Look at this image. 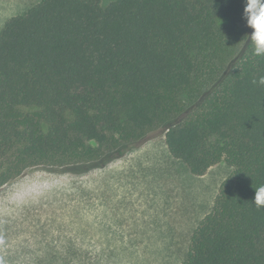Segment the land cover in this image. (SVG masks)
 Instances as JSON below:
<instances>
[{"label":"trees","instance_id":"trees-1","mask_svg":"<svg viewBox=\"0 0 264 264\" xmlns=\"http://www.w3.org/2000/svg\"><path fill=\"white\" fill-rule=\"evenodd\" d=\"M245 0H37L0 29V189L103 168L158 130L191 175L232 167L181 264H264V57Z\"/></svg>","mask_w":264,"mask_h":264},{"label":"rangeland","instance_id":"rangeland-1","mask_svg":"<svg viewBox=\"0 0 264 264\" xmlns=\"http://www.w3.org/2000/svg\"><path fill=\"white\" fill-rule=\"evenodd\" d=\"M36 1L0 0V29ZM231 172L191 175L162 130L103 168L29 170L0 189V264H181Z\"/></svg>","mask_w":264,"mask_h":264},{"label":"clouds","instance_id":"clouds-1","mask_svg":"<svg viewBox=\"0 0 264 264\" xmlns=\"http://www.w3.org/2000/svg\"><path fill=\"white\" fill-rule=\"evenodd\" d=\"M244 16L247 26L252 30L247 35L253 55L264 57V0H245ZM254 85L264 87V76L252 81ZM255 194L252 203L257 209L264 208V184L255 187Z\"/></svg>","mask_w":264,"mask_h":264}]
</instances>
